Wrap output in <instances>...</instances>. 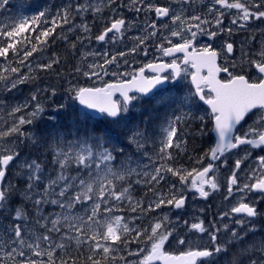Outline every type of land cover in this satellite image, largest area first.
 <instances>
[{
  "label": "snow or ice",
  "instance_id": "1",
  "mask_svg": "<svg viewBox=\"0 0 264 264\" xmlns=\"http://www.w3.org/2000/svg\"><path fill=\"white\" fill-rule=\"evenodd\" d=\"M7 3L8 0H0V8ZM184 3L187 4V0ZM31 6L36 9L31 16H21L18 22L0 25V58L4 61L0 64V87L7 92L18 85L34 83L37 79L34 72L51 70L53 65L60 63L56 54L48 62L30 60L34 54L43 53L50 41L54 43L57 38L69 41L68 35L57 33L58 28L68 26L69 33L74 30L84 33L77 36L82 42L90 38L88 13L95 18L105 9L116 14L121 7H128L119 0H69L54 13L47 4ZM204 7L207 16L186 15L187 7L182 6L177 11L171 4L131 0V10L153 12L157 18L169 19L171 23L161 25L168 32V36H163L157 21L153 20L148 24L150 31L136 38L138 44L130 52L135 53L146 40L161 35L169 45L165 47L161 43L162 55L174 57L182 53L183 59L147 63L138 70L120 74L129 79L105 83L103 87L69 83L68 98L78 101L82 108L79 116L67 125L57 122L38 130L37 124L44 112L38 95L48 89L37 88L25 102L17 105L0 99V110L11 118L10 122L0 123V264H155L157 261L162 264H217L222 256L229 257L227 264H264V237L245 242V237L257 230L256 219L264 217V210L257 206L259 201H264V154L254 153L256 149L264 153V29L259 30L258 46L256 36L251 35L241 42L240 62L233 61L227 66H221L217 60L222 52L234 53V42L225 40L220 51L212 44L198 49L194 46L198 35L212 39L227 33L231 37L234 28L247 29L252 21L264 22V0H210ZM224 9L236 12L228 27L224 26ZM77 17L81 19L80 24L74 23ZM108 19L110 23L95 40L105 41L113 34L111 39L116 41L126 30L137 27L134 20L128 21L122 15ZM213 26L217 30H211ZM172 38H179L180 42L173 43ZM71 48L75 49L76 43H71ZM97 55L100 54L82 53L81 59L86 61L88 56ZM125 55V52L118 53L119 57ZM103 57L102 64L94 62L86 65V71L80 66L74 71L100 78L101 72L107 74L105 65L115 63L118 58L117 55L108 58L107 52ZM22 68L27 71L21 72ZM145 69L154 74L146 76ZM221 73L226 74V79H220ZM112 75L117 76V73ZM189 77L193 87L183 96L179 95L183 89L178 85L153 92L168 80ZM133 91L151 94L150 98L159 107L171 111L162 128L159 146L152 154L146 148L148 144L156 145L147 127L150 120L141 126L131 123L125 115L130 105L139 99L137 95H130ZM116 93L121 100L113 98ZM52 94L55 95V89ZM197 100L210 108L205 115L212 124L210 131L215 133V144L206 153L210 154V162L189 171L173 166L170 150L181 148L179 124L198 119L203 133L205 116L197 117L190 111ZM30 106L32 110L25 112ZM66 107L71 105L57 104V114ZM93 112L101 114L102 119H97ZM50 119L55 121L56 117ZM30 147H42L50 154L52 167L46 171L48 161L40 162L31 158L30 153L25 154L24 149ZM241 148L244 156L235 160L227 189L229 196L234 190L245 196L221 215V219L239 215L234 223L240 230L223 225V240L221 228L211 222L206 227L203 220L190 225L184 221L188 234L181 236L177 232L179 218L174 224L165 214L149 225H142L137 223L140 217L136 215L117 214L127 211L146 216L165 205L182 209L186 198L177 193L175 184L170 185L168 193L155 188L168 174L176 177L181 185L191 178L190 186L200 197L207 198L219 187L214 162ZM254 155L255 166L250 167L247 182L241 186L238 171ZM203 161L201 157L197 163L202 165ZM224 164H227L226 159ZM13 167L18 183L7 179ZM134 185L146 186L155 199L145 205L143 199L133 196ZM45 206L55 208L48 211ZM193 233L206 234L208 242L191 240L189 237ZM170 239L183 250L178 254L166 251ZM133 244L135 250L131 248Z\"/></svg>",
  "mask_w": 264,
  "mask_h": 264
},
{
  "label": "rangeland",
  "instance_id": "2",
  "mask_svg": "<svg viewBox=\"0 0 264 264\" xmlns=\"http://www.w3.org/2000/svg\"><path fill=\"white\" fill-rule=\"evenodd\" d=\"M158 0H152L151 2L153 3H157ZM206 1V0H203ZM74 2H76V0H74ZM80 2H83V0H80ZM119 2L122 5H128V7L131 6V0H119ZM166 3H169L173 6L174 9H176L177 11L183 6V7H187L188 11L185 13L187 14H203L204 16H207V9L204 7V4L202 5V0H187V4L184 3V0H165ZM204 3V2H203ZM128 7H121L120 9H118L116 14H113L110 10L105 9V11L96 16L95 18H97V20L99 21L97 24L96 22H92V14L88 13L86 16V19L91 27V33L88 34L90 38L88 39H84L82 42L77 40V36H83L85 35L84 33L74 30L72 33L67 32V27L68 26H64L63 28H58L57 29V33L63 32L64 34L69 36V41L65 42L59 38H57L58 40V44H62L65 48L64 50V60H60V63L58 65H53L54 69L50 70V74H52L54 76V79H56L59 83L54 82L51 84V82L48 80L43 79V77H40L39 79L35 80L34 83H30L29 86L23 87L22 85H18L16 89H14L11 95H9V97H5L3 98V100L9 101L12 105H17L20 104L22 102H25L31 95L32 92L36 91L37 88L40 89H48V91L45 92H41L38 95V102H40L43 107H44V112L41 114L40 118H39V122L37 124V128L38 130H43L45 128H47L49 125L55 124L57 122H62L64 120H62V117L65 116V112H67L69 110L68 107H66L63 111H61L59 114H57V104H65V105H71L73 108L71 109L72 112H79L80 111V107L78 106V104L76 103L75 100H70L69 94L67 93V88L69 87V83L72 84H78L79 86H86V87H98V86H102L104 85V83L109 82L111 80H120V79H128L129 77H124L120 74L124 73V72H132L133 70H138L143 64H146L147 62H149L150 60H152V58L155 56L156 60L160 59L159 55L160 53L158 52V50L156 49L155 52H157L156 55L155 53H153L154 51L151 52H147V55H145V49H148V47L153 44L155 41H147L145 42L144 45H141L138 50L135 53L130 52V49H132L136 44H138V41L135 40L131 41V39L134 38L135 35H139L138 32H136L134 29L131 30V32H127L125 31L123 33L122 36L118 37L116 41H113L111 39L113 34H109L108 37H106L105 41H97L95 40V36L99 35L101 33L102 30H104V28L106 26H108V24L110 23L108 17L109 16H113V15H120L121 11H123L124 8H128ZM225 12V19L224 22L227 21V17L228 15H230V10H223ZM211 18V17H210ZM232 19V16L228 17V21L230 22V20ZM75 24H80L81 23V19L79 17H77L74 21ZM171 21H163V24H170ZM228 27V26H225ZM252 28H258L257 31H253ZM260 29H264V22H257V21H252L249 26L247 27V29H239L240 33L239 34L237 32V29L234 28V32L235 34L232 35L230 38H232V40L234 41L235 44V48H236V55H237V63L240 62V57H241V42L244 41L245 39H248L251 35L255 34L256 36V46H258L259 41L261 39L260 35H259V30ZM60 30V31H58ZM211 30H217L214 26L211 28ZM163 34L165 36H168V32L165 30L163 32ZM227 35V33H225ZM205 35H198L197 36V42L196 44L199 45V43H201V45H206V44H210V42L208 43H202L201 40L203 39ZM175 38H172V40H174ZM217 38L215 39V44L220 45L221 43L218 42L217 43ZM76 43V48L72 49L71 48V43ZM129 42H132L133 46H130ZM251 43V41H250ZM161 45V43L156 42V46ZM164 46H166V44H164ZM159 49V48H158ZM245 51H247V47L244 49ZM107 52L108 53V58H110L112 55H117V61L111 65H105V70L107 72V74L105 75L103 72H101V77L97 78V77H86L83 76L82 73H77L74 71V69L78 66L82 67V69L84 71L88 70L86 65L87 64H91L94 62H99V63H103L104 57H103V53ZM120 52H125L126 55L124 57H119L118 53ZM82 53H99L100 55L97 56H88L86 61H82L81 59V54ZM224 54V53H223ZM50 56L46 55L44 52L39 54V56L37 54H34L32 58H30V60H32L33 62H35L38 59H42L43 62H48L50 60ZM56 67V68H55ZM72 69V71H71ZM22 70L24 72L27 71L26 68H22ZM53 70V73H52ZM57 70V73H54V71ZM65 71H67V73L70 74L69 78H65L63 80V74L65 73ZM97 71H101L100 69H97ZM44 73V71H42ZM39 73L40 75H44L43 73ZM116 72L117 76H113L112 73ZM46 74L48 73L47 71L45 72ZM45 74V75H46ZM60 74V75H59ZM56 75V76H55ZM50 76V75H49ZM61 76V77H60ZM42 78V79H41ZM187 82H189V79H184L182 82H180L178 84L179 87H181L183 89V91H181L179 93V95L183 96L185 92H187ZM25 86V85H24ZM52 89H55V95L52 94ZM174 91V89H173ZM137 95V94H134ZM139 97L138 101L133 102L130 105V111L129 113H126L125 115L129 116L131 123L133 124H141V126H144L145 123H147L150 120V123H147V127L149 129L150 132L153 133V139L156 141V145L155 147L152 144H148L146 145V148L148 149L149 153L152 154L156 151V149L159 146V140L162 138L161 132H162V128L166 126V121H167V117L171 114V111L168 110L166 111L164 108L159 107L155 100H149L148 102H146L145 104H143L142 98H140L139 95H137ZM147 101V100H146ZM77 106V107H75ZM148 109V110H147ZM32 108L31 106L25 110V112H29L31 111ZM151 111V113L149 112ZM190 111H196L199 116H205L206 110L201 106V107H192V110L190 109ZM55 116L56 120L53 121L50 119V117ZM9 117H7L4 112L2 110H0V123H3L4 120H8L10 122ZM207 121L205 120L204 122V131L203 133H201L200 128H201V122L197 119L195 121H191L189 120V122L187 124H179L178 127V139L182 142L181 143V148H172L170 151L172 152V156H173V161L172 164L175 167L178 166H182L186 169H188L189 171L195 167V168H200L203 167L206 163V160L203 161V164L201 165H196L193 166V164L195 163H188V159L192 158V160L195 159V157H199L200 155H196L193 156L192 153L195 152V150L197 151L199 149V145H200V141L202 140V138L204 137L205 133L207 132V130H209V127L206 129V123ZM28 127V126H26ZM44 127V128H42ZM195 128L196 130H198V132L200 133V138L197 140V136L196 139L193 141L191 136H192V130H190L191 128ZM193 128V129H194ZM247 128V126L245 127ZM186 136H189L190 138L187 139ZM206 136V135H205ZM186 141V142H184ZM189 144V145H188ZM133 150L135 149V145L132 146ZM42 153L46 156L47 154L45 153L44 149L41 147ZM209 150V148H208ZM205 151V150H202ZM254 153H258V154H264V153H260L259 149L254 150ZM180 155V156H179ZM244 156V149L241 150H235L232 151L231 154L227 155L226 157H224L222 159V161L220 162L221 167L225 168V170H233L234 168V161L238 158H241ZM31 158L36 159L35 157L31 156ZM194 158V159H193ZM199 159V158H198ZM227 160V164H224V160ZM232 159V161L229 163V160ZM51 158L48 159V163H46L45 165V170L47 171V169L51 168L52 165L50 163ZM180 161V162H179ZM144 162H147V160L145 159ZM196 164V163H195ZM255 166V155L251 158H249L245 163L242 164L241 169L242 170H250V167H254ZM220 170V169H219ZM16 172V169L13 167L12 169H10L7 179L13 183L18 182V180L15 178L14 174ZM175 184L176 185V191L177 193H182L184 194L185 192L190 194L191 199H193V201L195 200V196L193 193V188L190 186L191 184V178L189 179V181L186 184L181 185V183L179 182V180L176 177L171 176V174H168L166 177L165 181H161L160 184L156 185L155 188L158 192H163V193H168L170 191V185ZM160 185V186H159ZM139 193L141 196L145 197V201L147 203L151 202L152 200L155 199V197L153 196V194L151 192L148 191V188L144 185H134L133 186V193ZM195 192V191H194ZM196 193V192H195ZM197 194V193H196ZM134 196V194H133ZM136 197V196H134ZM240 197H237V199H239ZM146 203V204H147ZM192 201L188 202L187 205H185L184 208L177 210L175 213L170 212L168 214L169 210H172V206H168L165 205L163 206L161 209H157L156 211H154L149 217H145L143 215H138V217H140V219L138 221H142L143 223H145L146 225H149L154 219L158 218L159 215L160 217H162L163 215L167 214L169 217V220L171 222H173L174 224L177 223V220L179 218V227L177 229V232L179 235L183 236L188 234V227L183 223L184 221L188 222V225H190L191 223H194L195 221H191L190 216H192ZM127 205V204H126ZM47 208L48 211H52L55 206H45ZM228 207V206H227ZM58 210V209H57ZM225 210L226 207H225ZM174 212V211H173ZM120 215H125L123 213H117ZM173 215V216H172ZM125 216H131V214L128 215V213ZM239 219V218H238ZM235 219L230 220L229 222H231V225H229L230 228H237L238 231L240 230L239 227L234 223ZM7 222V221H6ZM257 230H259V225H257ZM256 230V231H257ZM262 230L264 231V227H262ZM221 240L224 239V229L221 227ZM246 231V229H245ZM191 240L196 241L198 243H203L205 244L206 242H208V236H205L204 234L201 233H193L190 237ZM259 239L257 236L254 235V233H249L246 237H245V242L248 241H253ZM170 242L172 243H176L175 240L170 239ZM143 246V245H141ZM179 248H181L180 246H178ZM177 247V248H178ZM132 250H135L136 245L133 244L131 246ZM234 250V249H233ZM131 259H137L136 257H131ZM229 257L227 256H222L217 264H227Z\"/></svg>",
  "mask_w": 264,
  "mask_h": 264
},
{
  "label": "flooded vegetation",
  "instance_id": "3",
  "mask_svg": "<svg viewBox=\"0 0 264 264\" xmlns=\"http://www.w3.org/2000/svg\"><path fill=\"white\" fill-rule=\"evenodd\" d=\"M66 1L69 2V0H66ZM151 1L152 0H145L146 3L147 2H151ZM73 2H74V0H73ZM157 2H159L160 4H164V5H168L169 4V3H166L165 0H158ZM209 2H210V0H206V1H203L202 0V5L203 4L204 5H207ZM151 3H153V2H151ZM153 4H155V3H153ZM137 6L138 7H143V5H137ZM224 10L229 11L228 9H224ZM235 14H236L235 10H230V15H228V17L229 16H232L233 17ZM120 15H122L128 21H133L134 20L136 22V24H137V27H133V28H130V29L126 30L127 32H131V30L134 29L136 32L139 33V35H135L134 38L131 39V41H134V42H135V40L138 41L136 39L137 37H143V36H145L147 34V31H150V29H148V24L151 23L153 20H156L157 21V24H158L160 33H162V35L165 36L163 34V32L165 31V29H163V27H161V25H162V22L163 21H169V19H166V18H157L153 12H140V13H137L134 10H131V6L128 7V8H124L123 11H121ZM228 17H227V21L224 22V26H230L229 21H228ZM91 18H92L91 19L92 22L94 21V22H96V24L99 22L97 20V18H93V16ZM257 29L258 28H252V30L255 31V32L257 31ZM239 31L240 30H237V32L239 34H241ZM234 34H235V32H233L232 35H234ZM216 38L218 39L217 40V43L218 42L221 43L220 45H217L216 46V44L214 42ZM216 38L210 39L207 35H205L203 37V39L201 40V42L202 43H208V42H210V44H212V46L215 49H217V51H220V49L222 47V44L224 43L225 40H228L229 42H234L232 40V38H230L225 33H220ZM152 40H154L155 42L148 47L147 52H151V51H154V50L156 51V49H157L158 52L160 53V55H159L160 59H157L156 60V57L154 56L152 58V60H150L147 63H150V62L159 63L161 61H163L165 63H170L172 61V59H174V58L177 59V62H180V60L183 59V54L182 53H176L174 57H172V56H163L162 55V53L158 49L160 45L159 46L158 45L156 46V42L166 44L165 47H167L169 45L166 43V41H163L162 40L161 35H157V36L151 37L147 41H152ZM177 42H180L179 41V38H175L173 40V43H177ZM196 42L197 41L194 42V46L197 49L200 48V47H202V46H204V45H201V43H199V45H197ZM129 44H130V46H133L132 45V42H129ZM235 50H236V48L234 47V53L233 54H225V53L223 54V52H222L221 55L218 57L217 63L220 64L221 66H227V64H230L233 61H236L237 62V55H236V51ZM155 51L153 53L156 54L157 52H155ZM156 55H158V54H156ZM144 65L145 64H143L141 67H143ZM153 74H154L153 72H150L148 69H145V75L146 76H151ZM164 74L167 75L168 74V71H166ZM220 79H226V74L221 73L220 74ZM183 80H184L183 78H178L177 80H168V81H166V84L163 86V88H168V87H170L172 85H178ZM109 82H114V80H111ZM186 87H187V91L190 88H192V86L190 84V80H189V82H187V86ZM160 88H162V87L156 88L155 90H153V92L158 91ZM132 95H134V94H132ZM139 96H140V98H142L143 104H145L149 100H153V99L150 98L151 94L149 96H147V97H143L141 95H139ZM116 100H120V99L117 97ZM197 106L198 107H201L202 106L206 110V112H210V111H208L207 108H205L203 105H201V103L198 100H197L196 105L194 107H197ZM191 110H192V108H191ZM149 112L151 113V111H149ZM191 112H193L198 117L199 114L196 111L195 112L194 111H191ZM177 114H179V113H177ZM205 120L207 121L206 122L207 123L206 129L209 127V130H207V132L205 133L206 136L204 135V137L202 138V140L199 142L200 143L199 149L197 151L195 150V152L192 153L193 156H196V155H200L201 156V155H204V154L208 153V148L212 147V145L214 143V137L212 135V132L210 131V129L212 128V124L208 120V117L206 115H205ZM248 123H251V120H249ZM246 126H247V124H244V128ZM191 134L197 136V140L200 138V133L195 128L192 130V133ZM241 149H243V148H241ZM241 149H236V150H241ZM202 150H205V151H202ZM232 151H235V150H232ZM229 154H231V152L228 153V154H226V156L229 155ZM223 158L224 157H222L220 160H217V161L214 162L215 165H216L215 176H216V178L218 180V183H219V187H218L217 190L211 191L210 192V195L207 198H204V197H200L199 196V193L193 188V193H194V196H195V200L194 201H193V199H191L189 193L185 192L183 194L185 196V198H186L185 205H187L188 202H190V201L193 202L192 203V216H190L191 221L194 220L195 222H198L199 220H203L206 227L211 222V223H215L217 227H220V228L222 227L223 228V225H225V224L231 225V222H229L230 220L240 218V216L237 215V216H234V217L230 216V217L221 219V215L223 213L229 212L230 209H231V207L232 206H235L237 204V202L241 199L242 196H245L244 193H240V192H237L235 190L233 191L232 195L229 196L228 189H227V179L231 175L232 170H225V168L221 167L220 162L222 161ZM231 161H232V159L229 160V163ZM207 163L208 162L206 161V163H205L204 166H206ZM234 164H235V161H234ZM200 168H198V169H200ZM248 171L249 170H242V169L238 171V176H239V180H240L241 186H242V184L244 182H247V173H248ZM133 194H134V196H136L135 197L136 199H143L144 201L146 200L144 196H141L137 192H135ZM247 195L250 196L251 194H247ZM226 197H227V199H226ZM237 197H240V198L237 199ZM252 199L255 200L256 198L253 197ZM146 203L147 202L145 201V204ZM257 206L260 209L264 210V201H259ZM124 207H125V209H127V205L126 204L124 205ZM225 207H226L227 210H225ZM172 209H173V206H172ZM173 211L172 210H169L168 211V214L170 212L175 213L177 211V209H173ZM122 213L126 215L127 214V211L122 212ZM129 214L136 215V216L140 215L139 212H137L135 214L129 212L128 215ZM159 217H160V215H159ZM138 222L139 221H137V223ZM255 223L257 225H259L260 228H259V230H257L254 233V235L257 236L258 238L264 237V231L262 230V227H264V217L257 218L256 221H255ZM221 233H222V231H221ZM204 235L207 236L206 234H204ZM178 246H179L178 244L169 242V243L166 244L165 250L168 251V252H170V253H173V254H178V252L180 250H183L182 248H179ZM156 264H160V263H156Z\"/></svg>",
  "mask_w": 264,
  "mask_h": 264
},
{
  "label": "trees",
  "instance_id": "4",
  "mask_svg": "<svg viewBox=\"0 0 264 264\" xmlns=\"http://www.w3.org/2000/svg\"><path fill=\"white\" fill-rule=\"evenodd\" d=\"M66 3H68V1H66V0H22V1L21 0H8L7 5L3 8H0V25H7V24L12 23V22H18V20L21 16H31L36 11L35 7H33L31 5L39 4V5L43 6L44 4H47V5L51 6L52 11L54 13L56 8L62 7ZM24 4H28L30 6L24 7V6H22ZM58 31H60V30H58ZM62 46H63L62 44H58L57 39L55 40L54 43L50 41L49 44L46 46L44 53L49 55L50 57H52L53 54H56L57 56L60 57V60H63L65 62L64 57H63L65 48ZM3 63H4L3 59L0 58V64H3ZM13 66H15V65H13ZM71 71H72V69H71ZM22 72H24V71L22 70ZM41 72H39V73H41ZM45 72L46 71H44V73L42 72L44 75H40L39 73H35V72L33 73V75L37 76V79H39L40 77H43V79L48 80L51 83H54L57 81L56 79H54V76H52V74H50L49 70H48V73L50 76L48 75V73L45 75ZM54 72L57 73V70H55ZM69 77H70V74L67 73V71H65V73L63 74V80L65 78H69ZM58 81H57V83H59ZM30 83L24 84L25 86L24 85H22V86L26 88V86H29ZM12 91L7 92L3 89V87H0V99H3L5 97H9V95H11L13 93ZM75 107H77V106H75ZM68 108H69V110L67 112H65V116L62 117V120H64V121H63V123L60 122L61 125H67L74 118H77L79 116V112L77 113L75 111L74 112L71 111V109L73 108L72 106L68 107ZM42 128H44V127H42ZM190 130H193V128H191ZM186 138L189 139L190 137L186 136ZM191 138L194 141L196 139V136L192 135ZM184 142H186V141H184ZM24 153L25 154L30 153L31 156L35 157L40 162L48 161V159L51 158L50 154H47L45 156L42 153L41 148H31V147L26 148V149H24ZM201 157H204V160H207L206 154H204V155H201L199 157H195V159L193 158L194 160H192V158H189L188 163H194L195 162L196 164L194 163L193 166L200 165L197 163V161ZM16 183H18V182H16ZM127 213H129V212H127ZM152 213L153 212L148 213L145 217H149ZM138 223L142 224V225H146L142 221H139Z\"/></svg>",
  "mask_w": 264,
  "mask_h": 264
},
{
  "label": "water",
  "instance_id": "5",
  "mask_svg": "<svg viewBox=\"0 0 264 264\" xmlns=\"http://www.w3.org/2000/svg\"><path fill=\"white\" fill-rule=\"evenodd\" d=\"M149 70V69H148ZM150 72H152L151 70H149ZM114 82H116V81H114ZM109 83V82H108ZM165 84H166V82H165ZM164 84V85H165ZM164 85H158L157 86V88L158 87H163ZM99 87H103V86H99ZM193 87V86H192ZM153 90H155V89H153ZM131 93H136L135 91H133V92H131ZM138 94H140V93H138ZM140 95H142V96H144V97H147V96H149L150 94H140ZM115 96H120V94L119 93H116L115 95H114V97L113 98H115ZM121 97V96H120ZM122 98V97H121ZM77 102V104L79 105V102L78 101H76ZM200 103H202L203 104V102H200ZM204 106H206L209 110H210V108L207 106V105H205V104H203ZM79 107L80 108H82V106H80L79 105ZM89 111H92V110H89ZM93 115L96 117V118H99V117H101L102 115L101 114H99V113H96V112H93ZM212 135L214 136V140H215V133L214 132H212ZM214 144H215V142H214ZM214 144H213V146H214ZM208 160L210 161V154H208ZM173 209H175L174 207H173ZM156 263H160V264H162V261H157V262H155V264Z\"/></svg>",
  "mask_w": 264,
  "mask_h": 264
},
{
  "label": "bare ground",
  "instance_id": "6",
  "mask_svg": "<svg viewBox=\"0 0 264 264\" xmlns=\"http://www.w3.org/2000/svg\"><path fill=\"white\" fill-rule=\"evenodd\" d=\"M47 55V54H46ZM56 68V67H55ZM52 69H54V67L52 68ZM50 71V70H49ZM48 72V71H47ZM52 73H53V70H52ZM55 73V72H54ZM46 74V73H45ZM48 75H49V73H48ZM60 75V74H59ZM53 76V75H52ZM56 76V75H55ZM61 77V76H60ZM49 82V81H48ZM52 84V83H51ZM185 137H186V135H185ZM176 167V166H175ZM234 251V250H233Z\"/></svg>",
  "mask_w": 264,
  "mask_h": 264
}]
</instances>
